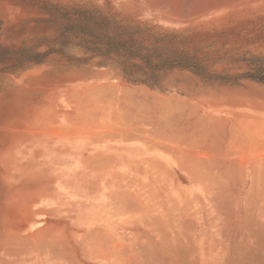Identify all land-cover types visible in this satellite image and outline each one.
Returning a JSON list of instances; mask_svg holds the SVG:
<instances>
[{"label": "bare ground", "instance_id": "bare-ground-1", "mask_svg": "<svg viewBox=\"0 0 264 264\" xmlns=\"http://www.w3.org/2000/svg\"><path fill=\"white\" fill-rule=\"evenodd\" d=\"M108 1L181 27L251 0ZM123 84L74 91L61 157L16 165L35 184L0 264H264V105L221 113Z\"/></svg>", "mask_w": 264, "mask_h": 264}, {"label": "rangeland", "instance_id": "rangeland-1", "mask_svg": "<svg viewBox=\"0 0 264 264\" xmlns=\"http://www.w3.org/2000/svg\"><path fill=\"white\" fill-rule=\"evenodd\" d=\"M163 24L108 0H0V231L35 184L16 165L61 157L74 91L125 83L221 113L264 105V0Z\"/></svg>", "mask_w": 264, "mask_h": 264}]
</instances>
